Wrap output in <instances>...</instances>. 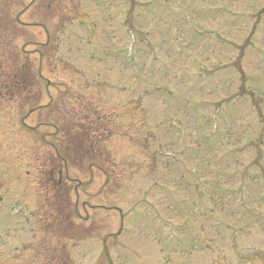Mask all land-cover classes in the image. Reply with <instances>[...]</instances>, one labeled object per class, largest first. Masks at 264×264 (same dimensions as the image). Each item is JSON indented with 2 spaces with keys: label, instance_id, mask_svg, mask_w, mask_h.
Returning <instances> with one entry per match:
<instances>
[{
  "label": "rangeland",
  "instance_id": "obj_1",
  "mask_svg": "<svg viewBox=\"0 0 264 264\" xmlns=\"http://www.w3.org/2000/svg\"><path fill=\"white\" fill-rule=\"evenodd\" d=\"M182 1L0 0V264H264V0Z\"/></svg>",
  "mask_w": 264,
  "mask_h": 264
}]
</instances>
